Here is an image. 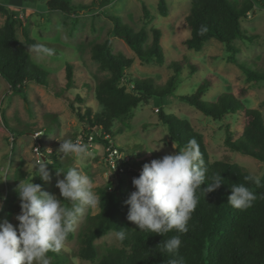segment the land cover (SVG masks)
<instances>
[{
  "label": "rangeland",
  "instance_id": "rangeland-1",
  "mask_svg": "<svg viewBox=\"0 0 264 264\" xmlns=\"http://www.w3.org/2000/svg\"><path fill=\"white\" fill-rule=\"evenodd\" d=\"M165 1L166 15L160 14L158 0H71L75 4L92 5L89 9L73 13L50 10L46 0H0L1 6L9 7L14 17L22 19V26L17 28L19 42L31 60L45 71L44 78L49 86L56 90L64 86L66 63L73 65L75 81L72 88L58 97L44 85L30 80L23 96L10 91L0 76V174L4 179V188L0 191V203L3 205L0 222L7 219L14 226L18 224L15 216L20 213V201L11 199V194L16 191L19 182H28L31 179L41 185L42 191L55 194L62 200L64 207H69L68 201L60 196L59 189L55 187L57 179L63 178L62 173L57 176L56 169L66 171L70 167L78 166L83 174L92 179L95 192L96 187L108 181L113 185L117 184L116 175L121 174V181L128 193L135 191L132 179L140 174H136L134 169L115 171L107 161L108 144L104 143L101 135L92 131L89 125L77 117L66 101L71 99L81 112L85 107H90L92 113L101 110V106L93 98V87L108 72L100 70L98 63L92 60L90 47L93 42H101L107 38L110 39L113 52L122 53L132 59L128 71L131 79L145 81L159 88L171 76H175L174 90L170 95L139 103L130 113L113 121V135H104L111 143L120 147L121 152L133 163L131 167L135 165L134 168L142 169L145 163L178 151L175 144L169 141L166 126L159 120V111L162 110L188 120L193 129L202 134L209 160L235 162L251 175L264 174V162L232 150L224 143L226 125L230 127L234 139L239 135L242 129V118L239 114H230L220 120L213 119L179 97L191 94L201 81L208 79L210 86L202 96L204 100L213 101L221 93L231 91L241 98L245 106L258 109L264 119V81H246L242 67L243 65L255 71H264V0H253V9L241 20V27L250 40L234 42L238 49L235 55L238 63L229 61L224 45L213 38L200 50L188 49L183 40L189 34L185 16L189 12L191 0ZM142 3L148 7L150 19L144 18ZM112 16L134 31L144 28L147 32L146 43H150L152 39V28L159 29L163 62L142 61L123 39L110 36L109 31L115 23ZM3 20L4 14L0 11V25ZM25 28L37 44L52 49L54 54L50 57L38 56L29 51L28 46L32 45L25 41ZM127 78L125 76L121 79V84H128L130 79ZM128 85L132 87V83ZM243 87L245 93L241 95L239 92ZM77 95L82 99L74 100ZM36 132H41L38 136L41 145L51 148L54 154L53 159L45 161L49 164L48 181L34 176L38 175L35 168L41 163L36 160L33 150V135ZM11 133L16 134L15 139ZM88 133L93 135L92 143L86 141L85 136ZM65 139L86 145L90 155L81 159L77 165L75 156L57 152L60 141ZM18 170L24 172L22 178L18 176ZM97 211L98 206L86 208L73 230V238H66L63 247L57 252L59 258L47 255L50 264H61L56 259L63 258L66 259L64 264H93L78 256L77 233L85 216ZM125 220L128 221L127 215ZM95 244L99 255L106 248L121 246L112 230L97 238Z\"/></svg>",
  "mask_w": 264,
  "mask_h": 264
},
{
  "label": "trees",
  "instance_id": "trees-1",
  "mask_svg": "<svg viewBox=\"0 0 264 264\" xmlns=\"http://www.w3.org/2000/svg\"><path fill=\"white\" fill-rule=\"evenodd\" d=\"M46 4L50 10L68 13L80 12L92 6L75 4L71 0H46ZM253 6V0L240 2L191 0L189 12L185 16L189 34L183 40L184 45L188 49L200 50L213 38L224 45L228 52L227 59L238 63L235 56L238 49L234 42L250 40L241 27V20L247 17ZM158 9L160 14L166 15L165 0H158ZM0 11L5 14L4 21L0 25V76L7 83L9 90L25 96L24 89L27 83L33 80L53 91L56 96H63V92L68 91L75 84L73 65L66 63V82L60 90L53 89L44 78L45 71L31 60L19 42L17 28L22 26V19L14 17L12 11L6 10L1 5ZM142 12L145 19L151 18L144 3H142ZM112 19L115 23L109 31L110 36L123 39L142 61L163 62L164 54L160 45L159 29L152 28V39L150 43H146L147 32L144 28L134 31L120 24L117 17L112 16ZM202 26L206 28L203 34L200 32ZM23 36L27 44H37L26 28ZM90 57L98 63L100 70L108 72L106 76L99 78L93 87V98L101 106V110L92 113L90 107H85L81 112L71 99L66 101L67 106L77 117L89 125L92 131L101 135L106 144H109V140L104 135H113L114 120L130 113L139 103L155 97L163 98L174 90L175 76H171L166 84L159 88L145 81L131 79L128 71L132 59L122 53L113 52L109 38L101 42H93L90 47ZM242 67L246 81H264V71H255L243 65ZM125 76H128L127 80L130 79L128 84L132 83V87L125 83L121 84L120 81ZM209 86L208 79H204L191 94L179 97L213 119L220 120L230 114H239L242 118V129L234 139L230 127L226 125L225 145L264 162V119L261 112L256 108L245 106L241 98L231 91L221 93L213 101H206L202 96ZM239 93L241 95L245 93V88H241ZM81 99L82 97L77 95L74 100ZM159 120L166 126L169 141L175 144L178 151L182 150L190 139L194 138L197 141L207 169L206 177L221 174L223 177L221 186L206 195L203 191L204 185L197 188L198 204L188 221V231L177 233L173 229L162 235L148 230L140 231L137 225L132 226L125 220L129 207L125 201L130 194L121 181V174L116 175L117 184L113 185L108 181L96 187V193L101 198L98 211L85 216L77 233L78 256L93 264H168L169 260L179 257H183L184 264H264V174L260 176L259 186L246 181L245 176L251 174L244 171L239 164L209 160L202 134L194 130L188 120L180 119L162 110L159 111ZM11 134L15 139L16 134ZM48 157L53 159L54 154ZM132 164L129 160L122 163L126 170L134 169L137 174L135 169L138 167L134 168L135 165L131 167ZM138 170L142 169L138 168ZM17 173L20 178L24 176L23 171L18 170ZM210 182L206 178L205 184ZM233 184H244L256 194L257 198L252 207L241 210L228 203L230 187ZM11 199L19 200L16 191L11 194ZM111 230L115 233L124 231L125 239L119 240L120 247L106 248L105 252L99 255L95 240ZM173 235H179L182 242L178 256L164 250V241ZM73 236L72 231L67 239H72ZM47 255L58 257L57 252L53 251H49ZM56 260L61 264L66 261L65 258Z\"/></svg>",
  "mask_w": 264,
  "mask_h": 264
},
{
  "label": "clouds",
  "instance_id": "clouds-1",
  "mask_svg": "<svg viewBox=\"0 0 264 264\" xmlns=\"http://www.w3.org/2000/svg\"><path fill=\"white\" fill-rule=\"evenodd\" d=\"M205 31L202 26L201 34ZM28 47L38 56L50 57L54 54L52 49L41 44ZM57 152L75 156L77 165L90 155L86 145L71 139L60 141ZM48 165L46 162L37 165L35 171L38 175L34 176L48 181ZM206 172L194 138L182 150L145 163L140 175L132 179L135 191L125 201L129 206L127 220L137 225L140 231L163 235L175 229L177 233H186L188 221L198 204L197 188L204 185L206 195L222 184L221 174L206 177ZM61 173L63 178L57 179L55 187L59 189L60 196L68 201L69 207H64L55 194L42 191L41 185L32 182V179L19 182L16 192L20 213L15 216L18 224L14 226L7 219L0 222V264H50L47 253L59 252L86 208L98 206L101 198L94 191L93 181L78 166L66 171L56 169L58 177ZM206 178L211 182L205 184ZM244 179L258 186L261 183L260 176L248 175ZM230 188L228 203L232 207L241 210L252 207L257 197L249 187L233 184ZM2 207L0 203V210ZM116 237L123 241L124 231H118ZM181 243L180 236L173 235L164 241V250L178 256ZM168 264H184L183 257L171 259Z\"/></svg>",
  "mask_w": 264,
  "mask_h": 264
},
{
  "label": "built area",
  "instance_id": "built-area-1",
  "mask_svg": "<svg viewBox=\"0 0 264 264\" xmlns=\"http://www.w3.org/2000/svg\"><path fill=\"white\" fill-rule=\"evenodd\" d=\"M41 132H36V134H34V138H35V143L33 145V150L36 153V160L38 162H45L46 160L49 159L48 155L52 154V149L49 147H43L41 145V143L38 140V136ZM96 133V132H95ZM86 141H88V143H92L93 140V135L91 133L86 134ZM107 149L109 153V158H108V162L110 164V166L115 170V171H119V172H123V170L126 168L122 165V163L124 161H128V157L123 154L121 152V150L118 148L117 145H115L114 143H111L109 141V144L107 145ZM107 151V150H106ZM107 156V155H106ZM50 161V159H49ZM123 167V168H121ZM138 174H140V170H137ZM139 176V175H138Z\"/></svg>",
  "mask_w": 264,
  "mask_h": 264
},
{
  "label": "water",
  "instance_id": "water-1",
  "mask_svg": "<svg viewBox=\"0 0 264 264\" xmlns=\"http://www.w3.org/2000/svg\"><path fill=\"white\" fill-rule=\"evenodd\" d=\"M0 175H2V174H0ZM3 188H4V179H3V177H0V191L3 190Z\"/></svg>",
  "mask_w": 264,
  "mask_h": 264
},
{
  "label": "crops",
  "instance_id": "crops-1",
  "mask_svg": "<svg viewBox=\"0 0 264 264\" xmlns=\"http://www.w3.org/2000/svg\"><path fill=\"white\" fill-rule=\"evenodd\" d=\"M6 10H8V11H12V10L9 9V7H7ZM12 12H13V11H12ZM2 13H3V12H2ZM3 14H4V13H3ZM14 16H15V15H14ZM4 18H5V14H4ZM3 21H4V20H3ZM1 25H2V24H1Z\"/></svg>",
  "mask_w": 264,
  "mask_h": 264
}]
</instances>
